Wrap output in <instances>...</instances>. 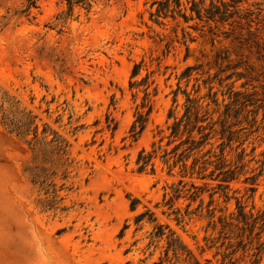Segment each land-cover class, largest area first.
<instances>
[{"label": "rangeland", "instance_id": "1", "mask_svg": "<svg viewBox=\"0 0 264 264\" xmlns=\"http://www.w3.org/2000/svg\"><path fill=\"white\" fill-rule=\"evenodd\" d=\"M150 1L95 0L90 13L76 7L64 21L65 0H40L29 11L28 0H0V264H173L165 240L148 245L152 225L135 231L146 209L192 262L264 264V224L242 228L235 199L247 213L264 210V0H250L246 17L214 29L157 25ZM146 88L152 112L134 140ZM184 92L206 117L203 152L211 149L205 158L213 163L204 173L221 155L237 170L229 200L218 181L182 177L180 164L169 170L163 162L180 141L168 145ZM142 148L157 149L154 173L136 171ZM181 178L203 193L169 209Z\"/></svg>", "mask_w": 264, "mask_h": 264}, {"label": "trees", "instance_id": "2", "mask_svg": "<svg viewBox=\"0 0 264 264\" xmlns=\"http://www.w3.org/2000/svg\"><path fill=\"white\" fill-rule=\"evenodd\" d=\"M40 0H28L27 11L33 7H37ZM250 0H151L149 17L150 20L160 26L166 24L167 20L182 21L189 24V27L197 29L198 26L205 27L208 26L210 29L218 28L224 24L232 25L236 21V17L244 18L246 14L242 16L241 11L244 10L243 5L248 3ZM95 0H65L66 11L62 18L64 21L73 15L76 7H80L86 10V13H90ZM253 4H260L258 0H253ZM248 14H251L248 12ZM193 22V24H190ZM184 31V30H183ZM141 67V63H135L131 77H134ZM191 66H188L182 75L187 76V72L191 70ZM131 87H133L134 82L131 81ZM148 88L145 89L146 97L144 98L142 104L140 105L141 110L137 112L136 120L134 121L130 136L132 139L136 140L138 135L143 131L146 126V121L152 112V104L147 100L149 92ZM212 89V88H211ZM185 93V92H184ZM186 101L184 105V114L177 119L175 117L174 122L169 126L171 129L168 145L180 139V141L174 145L171 151L165 150L162 154V159L165 164L168 165L169 170H172L177 165H181L183 172L182 177L189 175L199 179H211L219 182V186L224 189L223 195L229 200L228 196L229 185L232 181L237 179L236 168L228 167V163L221 155L217 159L219 162L215 165V169L211 170L209 174L204 172L209 168V165L213 163L208 161L205 157L211 152V149L204 150V146L207 144L209 139V132H206V126L203 125L206 117L205 115H200L202 106L199 104V99L197 97H191L190 94L185 93ZM177 99V92L174 94V102ZM173 117L172 111L169 118ZM36 133V131H35ZM199 135V136H197ZM183 136H185L183 138ZM154 147V144H153ZM172 153V156L170 154ZM157 149L154 148L152 151H147L142 148L136 159V171L143 172L150 169L151 173L156 170V165L154 159L156 158ZM223 154V152H222ZM192 158V163L188 166V160ZM170 161H172L170 163ZM244 166V164L242 165ZM218 170V173H214ZM184 182L181 178L178 180L177 185H172L171 195L165 202L169 209H172L174 205V200L180 197L188 196L191 200H196L201 197L203 189L197 186L194 182L190 183ZM253 189V187H250ZM217 191H212L209 193V203L208 207L213 205L215 202V194ZM167 193L164 194V198ZM236 208L238 211L237 219L239 222L243 223L242 228H247L250 233L255 229L257 223L262 221L264 224V210L258 211L256 214L253 212H245V206L242 204L241 199L235 197ZM201 204L203 199L200 198ZM137 199H132L130 209L135 211L137 209ZM172 213H175V219L178 222L182 221V216L179 209H174ZM134 223L136 225L135 231H140L144 228L146 224L152 225V230L148 233L150 241L148 245L155 244V248L158 247V243L165 240L166 246L164 248L165 256L168 258L169 254H172V258L175 261H185L192 264H199L196 260L192 262L193 255L187 246L181 241V239L176 235V233L167 225L160 223L155 215L146 209L138 213L134 218ZM128 221L124 224L121 229L120 235H123L125 230L129 227ZM259 235V233H258ZM129 249L126 250V253ZM153 252L150 256H153ZM174 262L173 264H175ZM163 260L160 258L159 261H154L153 264H162Z\"/></svg>", "mask_w": 264, "mask_h": 264}]
</instances>
